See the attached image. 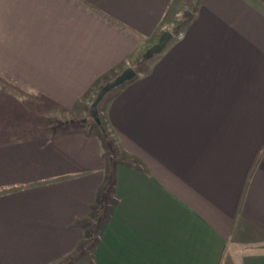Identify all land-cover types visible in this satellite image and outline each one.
<instances>
[{
  "label": "crops",
  "instance_id": "1",
  "mask_svg": "<svg viewBox=\"0 0 264 264\" xmlns=\"http://www.w3.org/2000/svg\"><path fill=\"white\" fill-rule=\"evenodd\" d=\"M0 72V264H264V0H0Z\"/></svg>",
  "mask_w": 264,
  "mask_h": 264
},
{
  "label": "rangeland",
  "instance_id": "2",
  "mask_svg": "<svg viewBox=\"0 0 264 264\" xmlns=\"http://www.w3.org/2000/svg\"><path fill=\"white\" fill-rule=\"evenodd\" d=\"M146 51L147 49L145 50V52ZM160 52L154 54L151 57L144 58L143 61H141L143 63H137L134 66V69H136L141 74H144L146 69L150 67L153 58ZM120 85L121 84L107 90L105 94L101 97V99L97 102L95 108L93 107L94 100L103 86H101L96 90L95 89L92 90L93 92L92 91L88 92V95H86L87 103H84V105L80 106V108L78 109L65 110V109H58L55 107L42 105L40 108V115L45 116L51 122H54V124L50 125L52 126L51 128L53 129L54 127L55 129L83 127L85 130L89 132L96 131L99 135H101L100 138L101 140H103V145H109L110 141L108 140L109 137H107V133L109 134V136L111 135L112 138H115V135L114 133H112L111 130H109L108 125L106 123L105 107L109 98L113 95L115 89L118 88V86ZM94 238L95 235L94 237L92 236L91 238L92 241H94L93 240Z\"/></svg>",
  "mask_w": 264,
  "mask_h": 264
},
{
  "label": "water",
  "instance_id": "3",
  "mask_svg": "<svg viewBox=\"0 0 264 264\" xmlns=\"http://www.w3.org/2000/svg\"><path fill=\"white\" fill-rule=\"evenodd\" d=\"M171 37H172V33L170 31L168 30L163 31L160 34L158 41L154 43L151 47H149L147 51L144 53L143 59L147 57H151L154 54L160 52L165 47L166 43ZM134 74H135L134 69L132 67H127L118 76H116L111 81L107 82L97 94L93 103V107L95 108L97 102L101 99V97L105 94L107 90L119 84H122L127 80H130L131 78H133Z\"/></svg>",
  "mask_w": 264,
  "mask_h": 264
},
{
  "label": "trees",
  "instance_id": "4",
  "mask_svg": "<svg viewBox=\"0 0 264 264\" xmlns=\"http://www.w3.org/2000/svg\"><path fill=\"white\" fill-rule=\"evenodd\" d=\"M175 24V20L173 22ZM173 24V26H174ZM174 30V27L171 28ZM169 30V31H171ZM172 32V31H171ZM143 61V60H142ZM0 85L7 87L9 90L13 92L26 96L31 99H39V96L31 92L26 86H24L20 81L10 76L7 73L0 72Z\"/></svg>",
  "mask_w": 264,
  "mask_h": 264
},
{
  "label": "built area",
  "instance_id": "5",
  "mask_svg": "<svg viewBox=\"0 0 264 264\" xmlns=\"http://www.w3.org/2000/svg\"><path fill=\"white\" fill-rule=\"evenodd\" d=\"M180 35V34H179Z\"/></svg>",
  "mask_w": 264,
  "mask_h": 264
}]
</instances>
